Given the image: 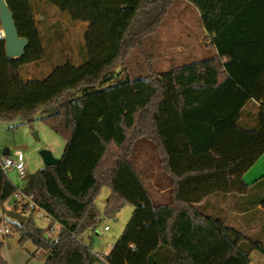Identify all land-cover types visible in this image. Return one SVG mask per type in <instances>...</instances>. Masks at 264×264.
Instances as JSON below:
<instances>
[{
    "label": "trees",
    "instance_id": "1",
    "mask_svg": "<svg viewBox=\"0 0 264 264\" xmlns=\"http://www.w3.org/2000/svg\"><path fill=\"white\" fill-rule=\"evenodd\" d=\"M173 1L6 0L29 45L9 57L0 34V118L31 122L40 113L66 140L60 162L27 175L22 188L60 225L58 239L27 205L21 210L13 201V210L30 213L23 223L5 218L19 243L35 246L31 256L43 253L44 264H250L254 250L264 255L261 236L202 210L218 192L252 197L264 210V177L251 185L243 179L264 153V0H188L215 55L162 73L150 66L145 76L120 75L129 51L160 27ZM36 2L72 24L86 23L81 60L67 58L42 78L26 74L47 57ZM5 157L0 150V209L19 189L2 169ZM153 161L156 186L165 190L157 200ZM104 187L111 190L105 214L127 204L133 212L100 255L80 236L97 231ZM3 245L0 264H7Z\"/></svg>",
    "mask_w": 264,
    "mask_h": 264
},
{
    "label": "rangeland",
    "instance_id": "2",
    "mask_svg": "<svg viewBox=\"0 0 264 264\" xmlns=\"http://www.w3.org/2000/svg\"><path fill=\"white\" fill-rule=\"evenodd\" d=\"M35 5L38 25L43 30L42 35L44 34L43 43L47 57L39 63L28 65L26 74L42 78L67 58L75 62L81 60L79 47L84 40L86 23H70L66 15L60 14L46 2H36ZM202 27L200 11L194 4L188 0H174L160 27L129 51L125 64L118 68L120 75L128 74L131 78L145 76L150 73V66L153 71L162 73L176 66L212 57L215 55V49L211 45V37L203 32ZM254 110L255 108H251L252 113ZM40 116L38 113L31 122L23 117L0 118V150L9 148L11 152L5 156L11 157H14L15 150H21L25 155L26 175L33 174L45 165L41 155L43 149H49L56 157H61L66 146V140L51 129ZM247 119L250 121L248 117ZM147 157L145 153L140 157V166ZM6 172L18 188L24 187L26 177L22 178L16 168L12 167ZM109 191L107 187L103 188L96 200L101 213L97 231L88 230L80 236L85 244L90 245L93 251L100 255L111 251L133 212V206L127 204L116 215L105 214ZM12 208L13 200L5 203L6 212ZM202 210L211 214L207 208ZM26 215L30 216V213ZM33 217L39 226L48 230V237L53 238L59 233L58 225L51 230L55 222L41 217L38 211L33 212ZM105 225L110 229L105 230ZM1 240L4 241L2 256L7 264H44L43 253L39 251L36 256H31L35 250L34 245L30 241L19 243V233L15 230L12 229L6 237L0 235ZM259 262L264 264V257L259 261L254 255L251 264Z\"/></svg>",
    "mask_w": 264,
    "mask_h": 264
},
{
    "label": "crops",
    "instance_id": "3",
    "mask_svg": "<svg viewBox=\"0 0 264 264\" xmlns=\"http://www.w3.org/2000/svg\"><path fill=\"white\" fill-rule=\"evenodd\" d=\"M202 30L205 34H208L204 26L202 27ZM0 34H3V31ZM152 164L154 166L151 169V172H153L155 176H151L150 184L152 187L153 197L157 200L165 192V190L156 186V180L159 174V167H158L157 162L153 161ZM262 177H264V153L244 173L243 179L246 181V183L251 185ZM108 194H109L108 195V198H109L111 194V190L109 191ZM240 196L241 194L235 195L232 192L231 193L230 192L215 193L213 196H211L213 203L209 204V206L206 208L211 213H214L216 216L223 218L226 221L227 226L241 230L245 232L246 235L248 236H258L259 235L264 241V210L262 209L260 205L256 206L254 204L252 197L249 199L250 201H248V199H244L245 197H242V196L240 197ZM45 218H47L48 221L52 220L50 216H45ZM55 225H58L59 230H60V225L56 222L53 224V227L51 229L53 230ZM35 250L33 252H35ZM254 255L259 259V261L264 257V255L261 252H259L258 250H254L251 253V263H252V257ZM258 264H263V263L259 262Z\"/></svg>",
    "mask_w": 264,
    "mask_h": 264
},
{
    "label": "water",
    "instance_id": "4",
    "mask_svg": "<svg viewBox=\"0 0 264 264\" xmlns=\"http://www.w3.org/2000/svg\"><path fill=\"white\" fill-rule=\"evenodd\" d=\"M0 22L2 25L3 35L6 40V54L9 57H19L25 52V49L29 45V40L26 37L19 35L17 26L14 20V15L10 10L6 0H0ZM38 137L37 133H34ZM5 155L10 154V149L5 148L3 150ZM41 155L45 165H55L60 162V158L56 157L51 150L43 149ZM8 216L16 220L18 223H23L27 220V215L17 211H8Z\"/></svg>",
    "mask_w": 264,
    "mask_h": 264
},
{
    "label": "built area",
    "instance_id": "5",
    "mask_svg": "<svg viewBox=\"0 0 264 264\" xmlns=\"http://www.w3.org/2000/svg\"><path fill=\"white\" fill-rule=\"evenodd\" d=\"M12 167L17 169L22 178H25L27 176L25 170V155L21 150H15L14 157L6 156L4 158V161L2 163V169L6 172ZM12 200L21 205V210L24 208L25 205H27L34 211H38L41 217L49 216V214L43 208L36 204V202L32 199V196L27 195L20 188L13 194ZM6 216H8V212H6L5 209H0V217L2 218V223L0 224V235L3 237H6L12 231L10 225L6 222ZM109 228L110 227L108 225H105L104 227L105 230H109ZM53 239L57 240L58 235L54 236Z\"/></svg>",
    "mask_w": 264,
    "mask_h": 264
}]
</instances>
